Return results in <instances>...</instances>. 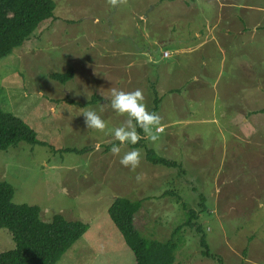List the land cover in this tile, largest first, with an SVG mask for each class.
Returning <instances> with one entry per match:
<instances>
[{
  "label": "rangeland",
  "instance_id": "rangeland-1",
  "mask_svg": "<svg viewBox=\"0 0 264 264\" xmlns=\"http://www.w3.org/2000/svg\"><path fill=\"white\" fill-rule=\"evenodd\" d=\"M53 1L57 22L42 24L0 61V109L47 146L1 152L0 181L14 188V204L40 207L44 222L63 215L89 223L58 264H136L107 210L115 198L139 196L145 202L136 227L149 240L174 238L176 264H219L202 257L195 229L179 232L189 217L184 203L198 214L213 255L225 264H264V114L254 116L264 109V29L222 48L215 33L224 24L216 21L227 0H153L149 9L141 6L146 0ZM245 1L264 8V0ZM70 68L77 75L66 85L49 77ZM136 87L149 111L154 91L163 98L162 131L155 142L145 139L146 147L181 168L154 167L140 148L131 169L107 151L119 143L111 130L124 117L101 106L110 88ZM92 95L101 101L86 105ZM83 109L96 111L105 129H87ZM126 151L124 145L121 155ZM14 248L0 230V253Z\"/></svg>",
  "mask_w": 264,
  "mask_h": 264
},
{
  "label": "trees",
  "instance_id": "trees-1",
  "mask_svg": "<svg viewBox=\"0 0 264 264\" xmlns=\"http://www.w3.org/2000/svg\"><path fill=\"white\" fill-rule=\"evenodd\" d=\"M56 9L53 0H0V61L31 41L33 34L42 24L57 22ZM76 75L75 68H70L64 74L55 73L49 77L61 85H66L75 80ZM158 94L154 91V108L151 111L155 113L158 112L163 100ZM91 98L86 105L101 101L99 96L92 95ZM85 103L70 101L68 104L82 107ZM257 113L264 114V109L254 112V116ZM137 132L140 137L137 143L135 145L126 143V148L129 150L143 148L146 162L154 167L181 168L179 163L160 157L154 149L147 148L146 136L139 128ZM21 144L31 147L47 146L38 139L35 130L24 120L0 109V153L19 148ZM64 152L85 154L90 152V149H67ZM179 170L181 172L183 169ZM14 195V188L7 182L0 181V230H7L15 245L13 250L0 253V264H58L90 229L89 223L83 219L70 220L63 215H55L50 222H44L40 207L16 205L13 202ZM164 196H167V193ZM144 202L141 199L131 201L128 198H115L107 210L109 218L134 254L136 264H176L178 246L174 238L164 243L149 240L136 227L135 217ZM186 207L188 206L184 203L182 209L188 211L189 217L179 232L186 227L191 231L195 229L194 232L198 235L203 250L202 257L225 264L222 259L211 253L202 228L198 224V214Z\"/></svg>",
  "mask_w": 264,
  "mask_h": 264
},
{
  "label": "clouds",
  "instance_id": "clouds-1",
  "mask_svg": "<svg viewBox=\"0 0 264 264\" xmlns=\"http://www.w3.org/2000/svg\"><path fill=\"white\" fill-rule=\"evenodd\" d=\"M110 96L107 97V103L101 106V111L105 107L110 108L117 116L124 117L118 127H114L112 136L115 141L109 149L113 156L119 157V164L124 167L135 169L141 159V152L137 148H132L121 155V148L127 143L135 145L138 141L139 128L148 140L155 142L158 139V133L162 131L160 116L149 111L144 102L143 93L140 89L132 91H123L117 88H110ZM84 117V125L87 129L104 130L106 122L94 110H84L81 112ZM137 179H140L137 176Z\"/></svg>",
  "mask_w": 264,
  "mask_h": 264
},
{
  "label": "crops",
  "instance_id": "crops-1",
  "mask_svg": "<svg viewBox=\"0 0 264 264\" xmlns=\"http://www.w3.org/2000/svg\"><path fill=\"white\" fill-rule=\"evenodd\" d=\"M192 1H195V0H192ZM227 1L229 2L227 3ZM227 1L223 2V4L218 3L220 6L219 12L220 14L223 13V15H221L217 19L216 25L222 24V23L224 24L220 33L217 35L215 33V38H217V40L219 41L220 46L222 48H226L230 45L232 41L236 42L238 37L245 39L247 35H248L249 40H254L257 32L264 29V20L260 17L261 21H256L255 15L252 16V12L256 14L258 13L259 15L260 14L264 15V8H261L260 6H257L256 4L250 5L249 2L246 3L245 0H227ZM141 6L143 7L145 6L148 9L153 7V0H146V3L141 4ZM146 11H144L142 15V18L144 19H147V13L150 12L147 9ZM259 24H262L263 28L259 27L258 26ZM233 25L236 27V31L230 30V27H232ZM246 25L247 27H249V32H243L245 30ZM216 27L217 26H215V28ZM208 39L209 38H207L206 40ZM113 81L115 80L113 79ZM243 81H248V79L246 77H243ZM101 82L99 81V83ZM104 82H106V79H104L101 84H103ZM107 83H110V82H107ZM111 83L117 85V83L115 82H111ZM135 89H137V87L131 88L129 91H132ZM140 198L141 197L139 196V199Z\"/></svg>",
  "mask_w": 264,
  "mask_h": 264
}]
</instances>
